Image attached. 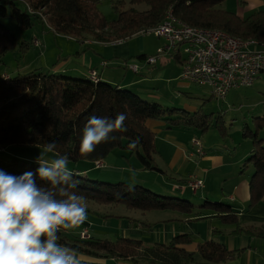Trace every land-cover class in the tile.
Listing matches in <instances>:
<instances>
[{
  "label": "trees",
  "instance_id": "obj_1",
  "mask_svg": "<svg viewBox=\"0 0 264 264\" xmlns=\"http://www.w3.org/2000/svg\"><path fill=\"white\" fill-rule=\"evenodd\" d=\"M223 1L129 0L130 5L126 8H122V1H116L114 7L118 9V16L108 21L98 10L99 0H0V18L10 14L18 27L27 28L32 26L31 18L37 17L56 34L78 40L91 37L96 42L111 43L125 40L138 32L152 33L148 30L158 25L166 12L171 10L181 24L222 29L241 39H255L264 46V9L239 17L236 13L220 8ZM141 2L146 5V9L139 10L133 6ZM34 39L38 40L33 38L32 44L39 45V40L35 44ZM16 46L15 34L0 21V64L2 56ZM153 55L141 57L148 63L147 57ZM91 70L95 71L89 69L86 72ZM50 71L33 69L24 74L0 76V148L27 146L45 149L46 145L54 142L56 147L53 152L56 154H67L69 160L73 161H88L86 168L70 171L77 187L73 189L69 185L66 189L77 192L86 200L100 204H121L128 209L175 210L194 219L214 217L220 223L232 225L230 233L233 235L264 238V224L244 225L229 203L203 199L200 205L194 206L191 202L193 198L160 195L140 184L130 188L124 181L109 183L89 178V173L101 169L96 161L102 160L104 164L105 159L112 154L114 159L122 156L127 160L124 154L114 152L115 148H123L129 155L134 153L139 161L138 167L122 165V168H137L148 173L156 170L158 167L153 163L156 153L155 132L149 125L151 122H158L166 129L196 128L202 131L207 129L208 124L203 118L183 117L179 109L164 108L158 101L145 99L129 88L103 81L96 71L97 81L89 78L86 72L82 76ZM119 113L126 114L124 126L127 130L111 133L115 139L99 144L88 156H80L79 144L88 119L92 116L115 119ZM255 125V131L248 129L253 138V147L242 164L243 171L248 167L253 170L249 179L248 207L264 197V137L259 136V130L264 128V115L256 117ZM37 168L38 163L0 156V170L11 175L35 173ZM101 174L104 173L101 171ZM179 178L181 185L174 183L173 186L176 190L185 189L183 184L193 181L190 177ZM37 183L51 187L38 177ZM187 189L193 190L191 186ZM63 230L57 242L75 248L80 253L82 264H138L139 259H145L150 264H189L194 261L195 254H199L205 262L221 263L234 258L239 251L227 249L226 245L212 239L199 242L195 250H187L181 247L192 241L186 233L173 236L167 244L155 242L145 245L143 240L131 237H118L112 241L91 234L89 238L83 239L77 234L69 238L66 233L62 234Z\"/></svg>",
  "mask_w": 264,
  "mask_h": 264
},
{
  "label": "rangeland",
  "instance_id": "obj_2",
  "mask_svg": "<svg viewBox=\"0 0 264 264\" xmlns=\"http://www.w3.org/2000/svg\"><path fill=\"white\" fill-rule=\"evenodd\" d=\"M116 1L123 2L122 8H126L128 5H130L129 0H99L98 2V10L108 21H113L118 16V9L114 7V2ZM256 1L257 0H245L244 2H241V0H224L219 5V7L227 11L236 13L237 15H239V17H245L256 11L257 9H264V5L262 8L259 6H255ZM133 6L138 8L139 10L146 9V5L142 2L139 4H133ZM8 10H10V8H8ZM0 21L4 23L9 28V30L15 34V38L17 41V46L15 48L13 47L2 56V63L0 64V76L2 74H24L33 69L42 72H51V68L49 67L57 66L61 62H65L67 60V55H71L76 60H79V58H77L78 56H76L75 53L76 49L71 51L69 49L72 46L66 45L64 42H62L65 40L69 41L70 39L67 36L63 38L57 37L56 35L58 34L54 33L46 22H43L37 17L31 18L32 26L27 28L18 27L15 20L10 16V14L1 17ZM43 36H46V40H42ZM234 37L238 38L236 36ZM32 38H38L39 45L36 46L32 44ZM238 39L246 43L249 42L247 45L248 52H252L251 50L264 49V46L259 44L255 39ZM126 40H132L131 44L133 45V47L139 48V43H144L148 46L152 42V40H159V38H157V36L152 33L138 32L126 38ZM77 41L80 40H70V42H74V44L76 45L80 44ZM167 45L168 43L166 42L165 45L157 48V50L162 49V52L158 53L157 59L159 60L163 55L168 53H173L174 55L180 54V56L183 57V59H181L180 61L181 69L184 68L187 65L186 60H184V54L186 53L184 49H180L179 51L176 50V48L165 50ZM45 49L46 53L43 54ZM157 52L158 51H155L154 55H156ZM78 53H81V50H79ZM149 64H155V62ZM173 69L174 71H176V68ZM261 72H263V70L257 73L256 79L253 83L245 80L246 85L243 84L230 86L224 93V95H219L216 91H213V86L207 81H186L187 85L184 88L176 91L175 94H169L168 92H165L164 87L162 88V91L150 90L148 92L149 95H157L158 100L161 98L159 103L163 105L162 107L168 109L176 108L181 110V115H183V117L195 116L198 118H203L207 122L208 127L203 131L196 128L178 129L184 133L194 135L191 138L190 142L192 146L190 154L191 156L196 157H194L193 162L191 163L189 172H196L195 161L199 160L200 156H204L209 152H211L210 155L213 154V147H209L210 145L215 143L218 145V148L216 150H219L220 152H226L227 154H229V156L230 154L235 155L243 151H248L247 155L241 162L237 172L246 173L245 176L248 178V180L250 179L251 175L253 174L252 168L249 169L248 167L243 171L242 164L244 160L248 158L249 151L253 147V138L250 137L248 129H251L250 131H255L256 117L264 115V73ZM223 130L225 131L223 132ZM259 136L264 137V128H261L259 130ZM164 148L165 145L163 144L162 149ZM235 149L236 151H234ZM0 150V156L6 159L16 157L20 160L26 161L27 163H37L36 158L40 154L42 155V160L40 161L41 163L50 162L55 157L59 156L55 152H46L45 149L38 147H8L6 149L0 148ZM113 151L119 152L120 155L124 154L125 156H127V160L122 156L118 157V159H114V155L112 154L107 159H105L104 164H102V160L96 161L98 168L99 166L102 167L100 170H93L95 172L89 173V178L109 183L124 181L127 182L130 186L140 184L141 186L150 189L154 193L164 196H177V198L184 199V196L182 197L181 195L172 194V192H169L170 190L176 193L180 192V189L176 190L173 188L175 184L181 185L179 175L161 167L157 168L156 170L150 171L149 173L141 172L137 168H133L132 170L122 168V165H127V167H138L139 161L137 160L136 155L134 153L129 155L128 151L124 150L123 148H115ZM211 157L214 160L213 164H219L217 161L219 160V157ZM87 162L88 161L86 160H82L79 162L69 160L68 169L69 171H77L79 168H86ZM153 163L158 167L156 161H154ZM212 167H215V165H213ZM212 167H209L208 169L211 168L210 171L216 170ZM101 171L104 174H101ZM216 171L218 172V170ZM217 172H212L210 175L205 176V181L206 183H208L207 191H209L210 193L217 190V188H219L220 186V178L215 175ZM83 174L87 175V173ZM193 174L195 173H192L190 176L193 181L183 184V186H185L186 188H189L191 186V188L193 189L191 190V196H194L195 192L203 186V183H201V180L203 179H200ZM201 174L202 172H200L198 175L202 177ZM192 200L193 201L191 202L194 206L200 205L202 203L201 201L196 202L194 198ZM214 201L218 200H212L211 202ZM223 202L228 204V202L226 201ZM84 203L87 208V217L85 221L75 229L63 230V235H65L64 233H66L70 236L69 238H72L74 235L76 236L77 234H79L81 238L87 239L91 234L93 236L112 241H114L118 237H131L143 240V243H145V245H151L155 242L163 243L164 238L162 236V233L158 234L157 232V235L155 233L156 230L158 231L160 228H162V226L157 227L158 225L163 224V222L159 223L158 221L171 217L177 213L174 212L175 210L128 209L121 204H100L86 199H84ZM183 216L186 218L190 217L186 215ZM212 219L216 221L214 224H211L213 227L212 229L209 228L208 222H205L201 225H195L201 230V234L199 236V234H194L191 232L188 233L189 238L192 240H197L198 242H203L205 240H210L208 239V234H212V237L214 239L222 237L224 241L227 242L228 235L220 234L223 233V230L218 226L220 221L214 217ZM197 222L200 221H194V223ZM220 224L223 228H233L232 225H226L223 223ZM176 226H178V224H176ZM196 227L193 229H197ZM209 229L211 230V232L208 231ZM216 231H219V233ZM230 235L236 237L234 239L235 244L242 246H247L246 239L249 237H253V240L251 239L249 245H251L252 249H256L258 251V258L261 259L263 257L264 238H258L256 236L254 237L246 234H229V236ZM169 240L170 238L164 241V243H169ZM181 247H183V245H181ZM226 248L228 249V247ZM235 249H238L239 251L234 258L228 260L229 263L205 262L202 260L199 254H195L194 261L189 262V264H242L244 255L240 256V253L244 249H242V247L240 248V246L239 248ZM77 254L79 256L80 253L78 252ZM128 262L132 263L130 261ZM150 263L151 262H147L145 259H139L138 262V264ZM182 264L186 263L183 262ZM260 264H264V260H261Z\"/></svg>",
  "mask_w": 264,
  "mask_h": 264
},
{
  "label": "crops",
  "instance_id": "obj_3",
  "mask_svg": "<svg viewBox=\"0 0 264 264\" xmlns=\"http://www.w3.org/2000/svg\"><path fill=\"white\" fill-rule=\"evenodd\" d=\"M263 5L264 0H257L255 2V6L262 8ZM56 36L60 38L66 37L61 34ZM67 37L70 40H74L73 37ZM157 38H159V40H152L148 46L144 43H139V48H134L131 44L132 40L126 39L101 44V42L97 43L91 37H88L77 41L80 43L78 45L74 44V42H70V40H65L62 42L66 45L72 46L69 50L72 51L76 49L75 53L79 60H76L71 55H67V60L65 62H61L57 66L49 68L56 73L65 72L71 75L82 76L87 70L94 69L101 80L109 82L112 85L129 88L145 99L157 100L159 102L161 98L158 100L157 95H149L148 92L150 90L162 91V88L164 87L165 92L175 94L176 91L184 88L187 85V82L179 77L181 72L180 61L183 59L180 54L177 56L173 53L165 54L157 60L155 64H148L144 61L143 57H141V55L146 56L153 54L158 47L165 45L166 41L164 38ZM42 40H46V36H43ZM79 50H81V53H78ZM45 53L46 49L43 54ZM133 65L136 66V69L132 68ZM173 68H176L177 72L174 71ZM149 125H151V127L153 126L152 129L155 131L154 143L156 153L154 161L157 162L158 168L161 167L170 170L181 178L188 179L192 173H195L193 175L203 179V186L195 192L194 196H191V191L187 188L180 189L179 193L171 190L169 192L188 197V199L194 198L196 202L202 201L203 199L226 201L232 206V210L240 216L244 225L264 224V197L260 202L248 207L249 180L245 176L246 173L237 172L248 151H243L235 155L230 154L229 156L226 152L216 150L218 145L214 143L209 147H213V154L210 155L211 152H209L204 156H200L199 160L195 161L196 172H189L191 163L193 162L194 157H196L191 156L190 154L192 148L190 142L194 135L178 130L180 128L166 129L165 126L158 122H151ZM163 144L165 145L164 149H162ZM234 151H236V149ZM211 156L219 157V160H217L219 164H213L214 160ZM213 165H215L216 168L212 167ZM209 167L218 170V172L216 170L210 171L211 168L208 169ZM200 172H202V177L198 175ZM212 172H217L215 175L220 178V186L217 190L210 193L207 191L208 183L205 181V176L210 175ZM212 218L213 217L194 219L192 216L186 218L182 214L176 213L171 217L159 221L160 223L163 222V224L158 225L157 227L162 226V228L158 231L156 230L155 233L156 235L157 232L158 234L162 233L164 241L181 233L188 234L192 232L194 234H199L200 236L201 230L195 225H201L208 222L209 228L212 229L213 227L211 224L216 222ZM194 221L200 222L194 223ZM176 224H178V226H176ZM218 226L223 230V233H220L221 235H228L227 242L224 241L222 237L214 239L212 234H208V239L222 243L229 249L239 248V246L240 248L242 247V249H244L240 253V256L244 255L242 264H260V261L264 260V255L261 259L258 258V251L252 249L251 245H249L253 237L246 239L247 246L237 245L234 243L236 237L229 236L232 229L223 228L220 223ZM195 227L197 229H193ZM208 231L211 232L210 229ZM198 243L197 240H192L189 244H184L183 247L187 250H195ZM226 262L229 263L228 261Z\"/></svg>",
  "mask_w": 264,
  "mask_h": 264
},
{
  "label": "clouds",
  "instance_id": "obj_4",
  "mask_svg": "<svg viewBox=\"0 0 264 264\" xmlns=\"http://www.w3.org/2000/svg\"><path fill=\"white\" fill-rule=\"evenodd\" d=\"M126 118L125 113L115 119L90 117L78 154L88 156L99 144L115 139L111 133L126 131ZM55 147L49 143L45 151ZM41 160L40 154L35 173L15 176L0 170V264H82L75 248L57 242L61 229H75L87 217L84 198L66 190L69 185L77 187L68 169L69 156ZM37 177L51 187L38 184Z\"/></svg>",
  "mask_w": 264,
  "mask_h": 264
},
{
  "label": "built area",
  "instance_id": "obj_5",
  "mask_svg": "<svg viewBox=\"0 0 264 264\" xmlns=\"http://www.w3.org/2000/svg\"><path fill=\"white\" fill-rule=\"evenodd\" d=\"M163 37L168 45L165 50L184 49L187 65L181 69L180 78L192 82H209L219 95H224L230 86L246 85L245 80L253 83L259 71L264 70V49L248 52L244 42L229 33L207 27H192L181 24L171 10L163 20L148 30ZM37 44L38 40L34 39ZM157 54L147 57L148 63H154ZM136 69V66H132ZM87 76L97 81V74L91 70Z\"/></svg>",
  "mask_w": 264,
  "mask_h": 264
}]
</instances>
